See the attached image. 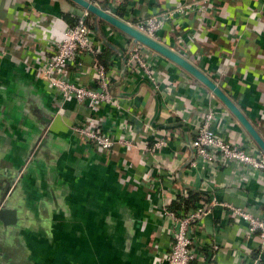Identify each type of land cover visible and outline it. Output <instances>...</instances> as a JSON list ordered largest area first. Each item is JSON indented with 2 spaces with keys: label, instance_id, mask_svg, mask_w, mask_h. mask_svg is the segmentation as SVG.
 Instances as JSON below:
<instances>
[{
  "label": "crops",
  "instance_id": "crops-1",
  "mask_svg": "<svg viewBox=\"0 0 264 264\" xmlns=\"http://www.w3.org/2000/svg\"><path fill=\"white\" fill-rule=\"evenodd\" d=\"M85 1L124 21L126 15L115 13L120 5L127 6L131 17L138 19L189 0ZM112 1L118 4L110 13ZM255 1L264 4V0H213L214 13L218 17L228 9L237 15L241 7L252 9L250 3ZM85 12L88 13L72 0H0V198L6 183L11 181L3 204L16 210L15 226L3 227L0 223V264H148L154 256L149 254L147 245L159 251L168 247L166 232L158 229L150 209L161 207L166 198L182 197L184 190L199 192L205 205L210 200L217 202L194 226L193 246L207 254L216 245L213 264H253L259 254L258 237L248 234L246 224L235 223L219 204L244 207L254 215L264 214L260 200L264 195V173L240 168L233 162L216 165L198 159L196 166L190 167L194 159L191 134L205 108H213L222 122L219 129L225 138L239 141L251 153H264L207 87L161 55L155 53L154 59L158 69H168V79L175 83L172 102L162 101L160 94L141 77H126L122 52L132 39L91 13L88 22L93 39L121 107H108L97 113L103 118V132L117 138L130 124L138 143L142 138L149 140L155 132L162 135L164 126L171 128L173 134L161 152L134 149L105 155L89 151L69 131L67 126L73 120L87 119L91 109L73 99L62 102L39 76L38 68L50 55L48 43L60 40L69 25L64 17L77 19ZM218 18L205 21L212 46L200 49L186 35V44H174L171 36L175 26L190 35L197 27L196 16L177 19L173 29L168 24L158 33L159 40L223 91L229 85L228 94L224 92L264 140V85H256L255 102L254 98L240 96L246 87L238 84L237 76L239 73L244 78L247 74H252V79L264 78L255 69L258 62L264 65V59L259 58L257 46L243 40L244 51L233 54L237 67L230 69V75L224 74L228 64L227 57L218 53L219 46L226 44L221 33L225 25L236 22L232 17ZM213 50H217V64L210 59ZM90 60L88 55L83 56L81 84H89L94 77L88 68ZM211 66H217L216 70ZM73 72L69 69V77L72 73L77 78ZM168 93L171 94L169 90ZM254 102L256 107L251 105ZM59 107L62 116L56 115ZM150 164H158L160 169L144 177L145 166ZM127 221L132 222L130 227ZM128 234L129 250L123 241ZM260 255V264H264V251Z\"/></svg>",
  "mask_w": 264,
  "mask_h": 264
},
{
  "label": "built area",
  "instance_id": "built-area-1",
  "mask_svg": "<svg viewBox=\"0 0 264 264\" xmlns=\"http://www.w3.org/2000/svg\"><path fill=\"white\" fill-rule=\"evenodd\" d=\"M118 2L111 3L109 7L110 13L116 9ZM215 3L213 0H189L187 2L178 3L168 10L158 11L145 18H132L130 13L125 14L124 22L132 26L138 32L145 36L160 42L158 33L162 31L168 24L173 29L172 24L179 18H187L196 16L197 27L190 35L185 33L180 26H175L172 32L174 44L184 43L183 36L196 43L199 48L212 46L213 40L208 36L209 28L206 26V19H216L214 13ZM113 15V14H112ZM260 15L255 12V17L259 20ZM88 13L80 15L76 23L65 27L63 36L56 42L48 43L50 55L43 59L39 64L38 74L47 82L52 89L58 94L59 99L64 102L67 99H73L75 102L85 104L91 109V114L87 119L73 120L67 128L73 136L80 138L83 145L96 154L113 155L117 150L129 151L138 149L143 152H161L166 148L172 136L171 128L164 126V133L160 135L158 132L152 134L150 139H141L138 143L134 138L133 128L130 124H126V130H122L121 136L113 138L103 132V118L99 116V112L104 111L108 107L120 110V104L117 102L119 98L112 93V81L107 67L99 62L97 56L100 54V48L93 39V31L91 25H88ZM128 19V20H127ZM136 19V20H135ZM133 20V21H132ZM217 20V19H216ZM218 21V20H217ZM234 26V24H231ZM178 27V28H177ZM245 38L240 39L238 36L226 41V44L219 47V55L223 54L227 57L228 68L224 74H231V68L236 65L235 57L238 47L244 46L243 40L247 43L252 42L259 49V58L264 59V31L251 30ZM202 34H206V38H200ZM241 40V41H240ZM207 42H212L208 43ZM161 43V42H160ZM224 46V47H223ZM184 45L181 48H185ZM230 47V50H229ZM223 48V49H222ZM123 71L126 77L139 76L141 80L147 82L154 92L160 94L161 100L167 103L174 99L175 83L168 79V69H158L155 63V52L140 43H134L132 40L125 44L123 49ZM0 55L3 51L0 49ZM84 55L90 57V71L94 77L89 84H81V66ZM234 55V56H235ZM255 69L264 74V65L260 62ZM237 67V65H236ZM74 71L77 76L74 78L72 73L69 77V69ZM239 76L238 84L244 85V77ZM253 84L264 85V78L254 77ZM226 83V82H225ZM217 84V83H216ZM218 85V84H217ZM219 86V85H218ZM229 91V85L225 86ZM169 90L170 93L166 95ZM173 90V92H172ZM212 94V93H211ZM132 108V105H129ZM56 115H61L62 109L58 108ZM205 113L201 119L195 124L192 131L190 147L193 150L194 159L189 166L194 168L196 161L202 160L206 163L216 165H224L230 162L235 163L238 167H246L252 170H258L264 173V156L262 154H254L246 150L239 141L231 138H225L220 133V123L213 108H205ZM133 111V109H132ZM145 165V164H143ZM144 177L147 173L159 171V165L153 164L145 166ZM152 168V169H151ZM188 190L181 191L180 195L186 197ZM174 199V198H173ZM174 200L166 198L159 208H151L153 218L156 221L158 229L165 230L168 237V247L161 251L152 245H147L149 254L154 257L147 262L148 264H213L214 251L217 246L213 245L207 254L199 251L193 246L194 226L210 213L213 206L217 204L215 200H210L205 205L203 200H199L196 207L192 210H186L181 206L178 211L172 210L170 205ZM235 223L244 222L248 234H253L259 240V254L253 259V264L261 263L260 253L264 251V214L254 215L244 207H237L232 204L220 203Z\"/></svg>",
  "mask_w": 264,
  "mask_h": 264
},
{
  "label": "water",
  "instance_id": "water-1",
  "mask_svg": "<svg viewBox=\"0 0 264 264\" xmlns=\"http://www.w3.org/2000/svg\"><path fill=\"white\" fill-rule=\"evenodd\" d=\"M76 4L82 6L84 9L94 15L95 19H100L107 22L109 25L119 30L120 32L128 35L134 43H140L151 49L155 53L161 55L166 58L168 61L173 63L174 65L180 67L189 73L196 80L201 82L209 92H211L234 116V118L241 124V126L250 134V136L256 141L257 145L264 153V140L258 134L257 130L253 126V124L247 119L245 114L239 109V107L235 104L233 100L207 75L201 72L198 68H196L193 64L188 62L184 57L180 56L178 53L169 49L165 45L161 44L158 41H155L144 34L138 32L129 24L125 23L118 17L105 12L103 9L94 6L92 3L87 2L85 0H72ZM34 150L30 152L33 153ZM29 152V153H30ZM28 153V154H29ZM32 155V154H30ZM36 153L34 154V156ZM26 161V160H25ZM11 181L6 183L5 191L2 197L0 198V223L3 227L16 224V210L13 208H9L7 204H3L4 195L7 194L8 189L12 186ZM261 202L264 203V195L261 197Z\"/></svg>",
  "mask_w": 264,
  "mask_h": 264
},
{
  "label": "trees",
  "instance_id": "trees-1",
  "mask_svg": "<svg viewBox=\"0 0 264 264\" xmlns=\"http://www.w3.org/2000/svg\"><path fill=\"white\" fill-rule=\"evenodd\" d=\"M217 1L218 2L222 1L223 2V0H217ZM250 4L252 5L251 6L252 9L248 10V8H245L246 6L245 7H241L240 10H237L238 11L237 15L234 12H230V10H228V9L224 10L222 15H221V13L218 15V17H220V19H227L228 20V19H231V17H232L234 19L233 21L236 22V23H234V26H232V25H227V26L225 25L224 26V29L222 30L221 34L225 38L226 41H228L231 38H234V37H236L238 35H241V38H245L249 34H251V32H252L251 30L252 29L254 31H264V24H263V22H264V4H261V3L259 4L256 1L252 2ZM246 5H248V2H246ZM126 7L127 6L120 5L119 9H117L115 13L118 16H123V15L129 13V11L127 10ZM218 9H219V12H220L221 8L218 7ZM255 12L258 15H260L259 16V18H260L259 20H257V18L255 17ZM244 15H245V20L242 22ZM218 17L215 16V18L217 20H219ZM64 20L67 23H69V25H73V24L76 23L77 19L65 16ZM87 21H88V19H87ZM222 22H225V21L223 20ZM87 23H88L89 26L91 25L89 22H87ZM247 23H251V25L248 26ZM91 28H92V25H91ZM200 38H206V34H202ZM242 47L243 46L240 44L237 51L243 52L244 50H243ZM216 51L212 52V55L210 57V59L215 64H217V58H218L216 56V53H217ZM97 58H98L99 62L102 63L106 67L105 61H103L104 58L101 57L100 54L97 56ZM211 68L212 69L214 68V70H216L217 66H213V67L211 66ZM252 77H253L252 74H247L246 75L245 80H244V84H245L246 88L244 89L242 94L240 93V96L244 95V96H248L251 99L254 98V101L256 102L257 99H258V96H256V94L254 92L255 85L253 84L254 82H253ZM229 83L231 84V86L234 87V85H235L234 82L231 81ZM224 91L228 94V92H227V90L225 88H224ZM235 94H237L236 91H235ZM232 96H234V94H232ZM255 102L253 104H251L253 107H256L255 106ZM199 200H201V194L199 192H196V191H193V190H189L188 191V195L186 197H178L176 200L172 201V203L170 205V208L172 210L178 211L181 206H184L186 210H192V209H194L196 207V204L198 203Z\"/></svg>",
  "mask_w": 264,
  "mask_h": 264
},
{
  "label": "flooded vegetation",
  "instance_id": "flooded-vegetation-1",
  "mask_svg": "<svg viewBox=\"0 0 264 264\" xmlns=\"http://www.w3.org/2000/svg\"><path fill=\"white\" fill-rule=\"evenodd\" d=\"M45 145V144H44ZM44 145H42L44 147ZM42 150V149H41ZM43 151V150H42ZM103 210H100L99 212L103 213L102 212ZM132 225V222L131 221H127V227H130ZM113 240V239H112ZM125 242V245L127 247V249L129 250L131 248V235L128 234V236L126 237L125 240H123ZM117 243V242H116ZM98 245V243H97ZM123 249H124V246H123Z\"/></svg>",
  "mask_w": 264,
  "mask_h": 264
},
{
  "label": "rangeland",
  "instance_id": "rangeland-1",
  "mask_svg": "<svg viewBox=\"0 0 264 264\" xmlns=\"http://www.w3.org/2000/svg\"><path fill=\"white\" fill-rule=\"evenodd\" d=\"M237 38H239V39H240V35H239ZM229 50H230V47H229Z\"/></svg>",
  "mask_w": 264,
  "mask_h": 264
}]
</instances>
